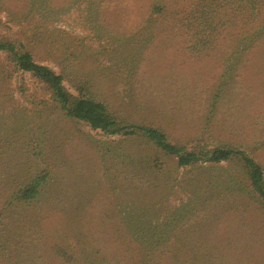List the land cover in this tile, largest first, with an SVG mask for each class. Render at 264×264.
I'll return each mask as SVG.
<instances>
[{"label": "rangeland", "instance_id": "rangeland-1", "mask_svg": "<svg viewBox=\"0 0 264 264\" xmlns=\"http://www.w3.org/2000/svg\"><path fill=\"white\" fill-rule=\"evenodd\" d=\"M151 1L0 0V38L19 35L71 93L92 81L119 116L188 148L240 149L264 169V14L223 10L216 29H183ZM187 2L168 9L185 14ZM43 171L37 210L7 205ZM247 183L234 163L179 168L141 136L66 117L0 53V215L24 245L2 239L0 264H264V210Z\"/></svg>", "mask_w": 264, "mask_h": 264}, {"label": "trees", "instance_id": "trees-1", "mask_svg": "<svg viewBox=\"0 0 264 264\" xmlns=\"http://www.w3.org/2000/svg\"><path fill=\"white\" fill-rule=\"evenodd\" d=\"M167 1L169 0H152L150 4L153 8L152 13L159 16L162 21L170 20L174 23L178 21L183 29H216L215 16L223 10L224 13L228 11L241 13L242 19L254 23L264 14V0H189L193 3L187 2L188 9L185 14L179 8L169 11ZM182 7H185V3H182ZM258 25V29H264V21ZM14 36L8 35V37L0 38V53L6 55L16 71L29 74L41 83L66 117L83 122L93 130L101 131L109 136H141L164 156L175 158L179 168L234 163L244 170L248 182L246 188L249 193L258 197L264 210V169L246 152L230 146L208 149L206 147L188 148L174 144L168 139L164 130L153 124H137L119 116V113L108 105V102L100 100L98 95L94 94L96 85L92 81L75 82L73 85L75 92L71 93L64 84L66 77L58 74L49 66L37 62L28 48V43L19 35ZM208 37L206 34L201 38L207 39ZM27 41L30 43L28 39ZM219 94L216 93L212 100V109L216 106ZM155 166L156 168L161 167L159 159H155ZM49 178V173L43 171L37 175H30L21 183H16L17 187L11 199L7 201V205L13 207L15 204V209L22 207L29 212L37 210L38 206L43 203V192L49 184ZM242 189L243 186H241ZM3 220L4 213H1L0 241L5 238L4 245L14 243L13 247H19V245L24 247L21 241L18 243L14 241V238L15 240L20 239V235L14 234V237L7 235L6 224ZM20 256L16 257L20 258ZM11 260H14L13 257Z\"/></svg>", "mask_w": 264, "mask_h": 264}]
</instances>
